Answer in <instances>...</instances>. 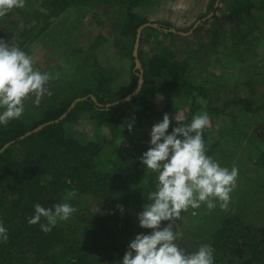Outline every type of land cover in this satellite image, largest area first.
<instances>
[{
  "label": "rangeland",
  "instance_id": "rangeland-1",
  "mask_svg": "<svg viewBox=\"0 0 264 264\" xmlns=\"http://www.w3.org/2000/svg\"><path fill=\"white\" fill-rule=\"evenodd\" d=\"M124 1H73L62 8L54 5L52 0H25L24 8L0 17V40L10 46L16 45L32 56L34 68L49 75L47 88L50 95L53 92L66 95L80 85L94 88L87 78L101 70L107 74L104 88L110 90L113 100L119 101L130 94L134 73L132 53V58L129 56L131 38L122 30L127 14ZM152 2L135 7L131 12L145 19V24H156L162 30L170 28L183 34L212 13L187 36L164 32L153 34L145 28L140 33L137 49V57L140 53L143 60L166 50L179 61L187 59L191 82L204 87L207 98L196 93L171 98L169 91L156 94L138 106L130 103L132 97L121 103L123 107L115 131L96 126L86 116L74 123H66L64 127L71 138L81 143L98 142L102 145L95 160L101 172H116L123 179L127 178L124 180L131 185L136 183L142 189L148 181H156V174L145 172L140 164V157L149 147L151 127L168 114L171 132L178 126L175 119L187 124L194 115L206 112L209 125L203 131L205 145H215L209 156L222 167H235L238 175L226 208L217 204L208 210L202 204L198 209L181 213L174 226L180 233L178 243L185 244L189 250L193 248L192 242L204 240L212 227L226 218L240 216L246 223L264 224V196L261 192L256 196L253 193L262 187V175L253 163L257 149L262 145L253 130L264 121V110L245 113L232 106L223 116H217L210 114L207 108L208 99L221 105L222 98L228 96L247 99L254 108L264 105V12L253 9L238 32L226 21L213 23V15L222 17L234 0ZM86 97L95 100L92 95ZM216 97L221 99L217 101ZM44 99L38 105L28 100L21 119H31L29 114L36 117L33 110ZM133 120L130 133L127 124ZM129 214L139 224L137 215ZM122 244L118 242L117 246Z\"/></svg>",
  "mask_w": 264,
  "mask_h": 264
},
{
  "label": "trees",
  "instance_id": "trees-1",
  "mask_svg": "<svg viewBox=\"0 0 264 264\" xmlns=\"http://www.w3.org/2000/svg\"><path fill=\"white\" fill-rule=\"evenodd\" d=\"M73 1L87 3L97 0H52V3L63 8ZM124 2L127 14L122 30L131 38V57L136 29L146 22L131 11L153 2ZM253 9L264 12V0H234L222 17L213 15V23L226 21L240 32ZM147 29L153 34L161 35L163 32L150 27ZM138 57L143 70V84L130 103L139 106L156 94L169 91L171 98L187 97L193 93L207 98L204 87L191 82L187 59L179 61L167 50L146 60L140 53ZM106 75L101 70L95 71L87 78L94 88L80 85L66 95L53 92L33 110L36 117L29 114V120L20 118L0 126V149L15 141L0 154V223L8 234V240L0 243V264H118L135 236L146 232L129 213L138 215L143 210L147 194L155 190L156 181H148L144 188L139 189L136 183L131 185L124 180L127 178L123 179L116 172H101L95 160L102 151V145L98 142L81 143L71 138L64 127L66 123H74L81 116H86L96 126L115 131L123 105L114 104L117 100H113L110 90L104 88ZM136 81L133 73L129 93L135 89ZM88 95L95 98V103L91 99L78 102L67 113L75 99ZM220 99L215 98L217 101ZM222 99L221 105L207 100L210 114L223 116L225 110L232 106L245 113L264 110V105L254 108L244 98L228 96ZM65 113L62 121L16 141ZM253 134L262 145L253 160L262 175V187H256L253 193L256 196L261 192L264 196V121L256 125ZM206 148L207 155H211L215 145ZM63 202L76 209L69 220L58 221L47 233L40 228V224L46 223L44 218L38 224H29L35 204L51 208ZM176 221L174 225L178 223ZM118 242L126 246L118 247ZM176 243L187 252H193L204 244L210 245L214 249V264H264V224L246 223L240 216L226 218L216 224L204 240L192 242L193 248L189 250L178 240Z\"/></svg>",
  "mask_w": 264,
  "mask_h": 264
},
{
  "label": "clouds",
  "instance_id": "clouds-1",
  "mask_svg": "<svg viewBox=\"0 0 264 264\" xmlns=\"http://www.w3.org/2000/svg\"><path fill=\"white\" fill-rule=\"evenodd\" d=\"M24 7L25 0H0V17ZM48 81L47 73L34 68L31 55L0 40V126L20 119L28 100L38 105L50 95ZM175 122L178 126L169 132L171 122L164 114L150 129L149 147L140 157V164L145 172L156 174V186L148 192L147 202L137 215L139 227L146 232L135 236L118 264H214L210 245H201L193 252L177 245L180 233L174 229V222L181 213L202 204L208 210L217 204L226 208L238 172L235 167H222L207 155L203 136L209 125L206 112L194 115L187 124L177 119ZM133 123L127 124L130 133ZM75 211L67 202L51 208L37 203L29 224H38L44 218L46 223L40 228L47 233L58 221L69 220ZM7 240V229L0 223V243Z\"/></svg>",
  "mask_w": 264,
  "mask_h": 264
},
{
  "label": "water",
  "instance_id": "water-1",
  "mask_svg": "<svg viewBox=\"0 0 264 264\" xmlns=\"http://www.w3.org/2000/svg\"><path fill=\"white\" fill-rule=\"evenodd\" d=\"M218 1V0H216ZM217 3H215L214 7H216ZM212 16V13H210L207 17L205 18H202L200 21H197L194 26L191 28V30L186 33V34H183V33H178L174 30H162V28L156 24H143L141 26H139L137 29H136V35H135V41H134V45H133V50H132V57H133V63H134V66H133V71L134 73L136 74L137 76V81H136V87L135 89L127 96L123 97L122 99H120L119 101H117L116 103L114 104H121V103H124L125 101H128L130 100L132 97H134L141 89V86L143 84V73H142V70H141V65H140V62L138 60V57H137V49H138V43H139V36H140V33L142 32L143 29L145 28H148V27H151V28H154V29H157V30H162L164 33H172V34H176V35H181V36H187L189 34H191L196 28L197 26L202 23V22H205L207 19H209L210 17ZM87 99H91L94 103H95V100L92 98V97H84V98H79V99H75L70 107L68 108L67 110V113L73 108V106L78 103V102H81V101H85ZM65 113L64 115H62L59 119L57 120H54L52 122H49V123H44L38 127H36L35 129H33L32 131L28 132V133H25L23 136L19 137L16 141H20V140H23L39 131H41L44 127L48 126V125H51V124H55V123H58L60 121H62L66 114ZM15 141H11L7 144H5L1 149H0V154L5 150L7 149L9 146H11L12 144H14Z\"/></svg>",
  "mask_w": 264,
  "mask_h": 264
}]
</instances>
